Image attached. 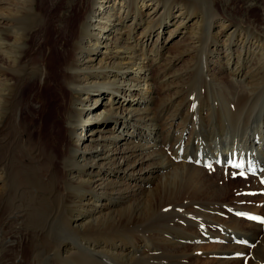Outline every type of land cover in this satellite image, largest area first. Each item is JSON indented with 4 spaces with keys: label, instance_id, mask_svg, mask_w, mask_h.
I'll return each mask as SVG.
<instances>
[{
    "label": "bare ground",
    "instance_id": "1",
    "mask_svg": "<svg viewBox=\"0 0 264 264\" xmlns=\"http://www.w3.org/2000/svg\"><path fill=\"white\" fill-rule=\"evenodd\" d=\"M191 1L77 0L60 12L62 0H0V264H264V222L233 214L264 218V112L218 133L222 110L215 118L212 99L200 123L192 98L195 136L216 141L199 157L186 149L185 99L197 65L209 88L252 100L264 13L238 21L217 0ZM180 200L188 218L167 225L175 209L163 208Z\"/></svg>",
    "mask_w": 264,
    "mask_h": 264
},
{
    "label": "rangeland",
    "instance_id": "2",
    "mask_svg": "<svg viewBox=\"0 0 264 264\" xmlns=\"http://www.w3.org/2000/svg\"><path fill=\"white\" fill-rule=\"evenodd\" d=\"M76 1L77 0H62V4H61V11L60 12H66V10H67V8L72 4H75L76 3ZM234 1V2H233ZM192 2H193V0L190 2V7H192V8H197L198 10L200 9V8H202L203 9V3H201L200 1H196L195 3L193 2V6H192ZM217 2H218V5L220 6V9L222 10V12H223V14L228 18V19H233V20H241V21H243V20H245V16H247V18L249 19V20H254L255 18H261V15L264 13V4L262 3V0H217ZM199 5V6H198ZM201 10V9H200ZM206 12H208V11H206ZM202 16H206V15H204V14H202ZM248 16H250V17H248ZM200 36H197V38H194L195 40H197V42H198V38H200V40H199V42H198V45L197 46H201L202 44H204V42L206 41V35L205 34H199ZM205 39V40H204ZM178 40H179V42H178ZM178 40H173L170 44H169V46H170V49L171 50H173V46L175 45L176 47H178V46H180V43H182V42H184V40H183V38H181V39H178ZM177 42V43H176ZM201 43V44H200ZM175 47V48H176ZM202 47V46H201ZM198 47H196V49H197ZM191 60L192 59H188V63H187V65H190V62H191ZM175 67H176V63H175ZM186 68V72L188 71L189 72V70H187L188 68H187V66L185 67ZM198 68V66L196 65L195 67H193L192 69H191V72L190 73H192L191 75L189 74L188 75V80H187V82H186V84H185V99L187 100V102H188V109H187V114H186V117H187V119L188 120H190L189 122L190 123H193L192 124V131L194 130V127H195V120H194V117H193V115H194V113H195V110H194V108L191 106L192 105V103L194 102V99H195V96L196 97H198L197 98V100H196V107L198 108V109H196L198 112H197V118H201V116H200V114L201 115H204V111L205 112H209V111H211L213 108H215V109H213V110H215V111H213V112H215V114H214V116H215V118L216 117H219V114H220V112H219V109H220V111L222 112V113H224V116H225V118H226V120H227V124H224L223 126H222V128H220L219 129V131H218V133H223V132H225V130H228L227 132L228 133H230L229 132V130H235V132L234 133H236V131H239L240 130V128L242 129L244 126H245V124H247L248 123V116H255V115H253L254 113H263L264 112V81H262V82H259V84L257 85V87L255 88V90H254V95H253V97H252V100H250L248 103H247V105L246 104H244V103H242L241 101H242V94L241 95H238V90L237 91H235V89H232L233 88V86H225V87H221V86H219V87H217L216 89H214V88H209V86H208V81L206 82L205 80H206V78L203 76V75H201L200 74V76L198 75V74H196V72H197V69ZM262 74H261V76H263L264 77V71L263 72H261ZM193 77H195V79L193 78ZM202 79V80H201ZM198 80L200 81H204L203 83L202 82H199L198 83ZM205 85H206V88H205ZM204 86V87H203ZM208 86V87H207ZM232 87V88H231ZM260 87V88H259ZM208 88V89H207ZM210 89V90H209ZM214 89V90H213ZM187 94V95H186ZM187 96V97H186ZM238 96H241L240 98H239V101L240 102H238ZM207 97L209 98V97H211V98H209V99H207ZM258 97V98H257ZM192 98H194V99H192ZM204 99V100H203ZM212 99L214 100V107H212V109L210 110V105L212 104L213 105V101H212ZM100 100H106L105 98H103V99H100ZM190 100V101H189ZM201 100H202V102H201ZM233 100V101H232ZM243 100L245 101V99H244V97H243ZM255 100V101H254ZM138 101V100H137ZM208 101V102H207ZM209 101H211V102H209ZM236 101H237V103H236ZM257 101V102H256ZM136 102V101H135ZM233 102V103H232ZM256 102V103H255ZM208 103V104H207ZM211 103V104H210ZM242 103V104H241ZM201 104V105H200ZM205 104V105H204ZM210 104V105H209ZM216 104V105H215ZM244 104V105H243ZM222 105H224V106H222ZM243 105V106H242ZM256 105V106H255ZM260 105V106H259ZM216 106V107H215ZM230 106V107H229ZM250 106V107H249ZM191 107H192V109H191ZM230 109H229V108ZM243 107V108H242ZM205 108V109H204ZM225 108V109H224ZM228 108V109H227ZM249 108H251V109H249ZM257 108V109H256ZM235 109V110H234ZM249 109V110H248ZM191 110H192V112H191ZM200 110V111H199ZM217 110V111H216ZM230 110V111H229ZM236 111V112H235ZM253 111H254V113H253ZM203 112V113H202ZM193 113V114H192ZM205 114V115H207L206 117H204L203 119L201 118L200 120H202L200 123H202V122H209V121H212L209 117H210V113L209 114ZM242 113V114H241ZM211 114H212V112H211ZM229 114V115H228ZM244 114V115H243ZM190 115H191V117H190ZM195 116V115H194ZM214 116H213V118H214ZM224 116H222V117H224ZM90 117V116H89ZM190 117V118H189ZM211 117H212V115H211ZM242 117V118H241ZM196 118V119H197ZM215 118L213 119V120H215ZM210 119V120H209ZM198 122H197V127H198V125L200 124L199 123V120H197ZM218 121V120H217ZM231 121V122H230ZM233 121V122H232ZM242 122V123H241ZM229 124V125H228ZM119 124H117L116 125V128H120V126H118ZM194 125V126H193ZM202 125V124H201ZM227 125V126H226ZM238 125V126H237ZM225 126V127H224ZM217 127L219 128L220 127V125L218 124V122H217ZM203 128V127H202ZM201 127H200V125H199V128L197 129V130H199V131H201V130H205V129H202ZM230 128V129H229ZM235 128V129H234ZM238 128V129H237ZM196 129V128H195ZM197 130H196V132H197ZM231 130V131H232ZM120 131H121V129H120ZM199 131H198V133H199ZM216 132V131H215ZM78 133V137H81V141H82V139H83V137L85 136V132H83L82 134H81V132H80V129H79V131L77 132ZM200 133H202V132H200ZM199 133V134H200ZM217 133V132H216ZM239 133H240V131H239ZM238 133V134H239ZM194 136H193V138L191 139V140H193V141H190V144L192 143V145H190V144H188L187 145V147H186V149H187V151L189 152V153H196V151H197V153H203V154H206V155H208L207 153H210V151L213 149V148H215V143H216V141L213 143V145H214V147H213V145H212V147H211V142L212 141H210L209 140V138H208V135L205 137V135H201L200 134V136L199 137H203V138H199V137H197V136H195V134H194V131H193V133H192ZM192 136V135H191ZM201 139V141L199 142V140ZM204 141H206V142H209L210 144H208V143H206V142H204ZM208 139V140H207ZM195 140H197V141H195ZM197 142H199V144L197 143ZM194 143V144H193ZM196 144V145H195ZM198 144V145H197ZM207 144V145H206ZM200 145V146H199ZM204 145H206V146H204ZM210 145V146H209ZM217 145V144H216ZM218 146H219V144H218ZM195 148V149H194ZM207 149V150H206ZM191 150V151H190ZM203 151V152H199V151ZM208 151V152H207ZM194 153V154H195ZM190 156L192 155V154H189ZM196 156H199V157H201L202 155H198V154H195ZM169 160H175V159H170V157L168 156L167 157ZM172 162V161H171ZM174 162H176V161H174ZM173 162V163H174ZM238 175H239V173H238ZM112 176V175H111ZM239 176H242V175H239ZM235 182H236V179H233ZM246 191L247 190H243L242 191V193L244 194V195H247V194H249V191H248V193L246 194ZM259 192V194H264V192L263 191H258ZM181 202H183L182 200H180V201H176V202H173V203H171V204H169V205H166L164 208H163V210L162 211H164V214H168V212H171V210L174 208L177 212H175V210L173 211L172 210V214L173 215H170V217H172V216H175V217H172V218H170V221H167L166 222V224L168 225H174V224H178V225H180V224H184L185 223V220H186V218H188L187 217V215H185L184 213H185V201H184V203H181ZM174 203H176L174 206H173V204ZM177 203H179L178 205H177ZM180 203H181V205H180ZM168 206H170L169 208H168ZM178 206V207H177ZM177 207V208H176ZM179 207H181V208H179ZM167 208H168V210H167ZM171 209V210H170ZM179 211H178V210ZM167 210V211H166ZM183 210V211H182ZM184 212V213H182V212ZM179 212H181V214L179 213ZM27 213H28V211H27ZM180 216V218H178ZM25 217V216H24ZM177 217V218H176ZM182 217V218H181ZM184 217V218H183ZM190 218H192V216L190 217ZM61 219H63L62 217H61ZM181 219V220H180ZM184 219V220H183ZM63 221H59V222H57V225L58 224H60V223H62ZM172 222V223H171ZM178 222V223H177ZM179 222H181V223H179ZM33 226H35V225H33ZM31 227V226H30ZM55 227V230H57V233L55 234V236H57V237H63V236H68L69 234H67L66 235V233H64L62 230H61V228H58V227H56V226H53V228ZM41 229H42V224H41ZM47 228H45V229H43L41 232H40V238H42L43 236L45 237V234L47 233V230H46ZM135 229H137V228H135ZM54 230V231H55ZM34 231H36V230H34ZM46 232V233H44V232ZM56 232V231H55ZM44 235H43V234ZM114 233V234H113ZM116 233V234H115ZM136 234H137V231L135 232ZM108 234V235H107ZM111 234H113L114 235V237H118V236H120V237H122V238H128L129 237V234H130V232H106V233H103V235L101 234V236H108V237H111L110 235ZM124 234V235H123ZM135 234V235H136ZM113 235H112V237H113ZM118 235V236H117ZM126 235V236H125ZM94 236H96V235H94ZM48 240H51L52 241V239L50 238V237H48ZM236 244H239V241H236ZM53 251L51 252V254H53L54 253V251H55V249H52ZM42 251V250H41ZM41 257L43 256V255H47L46 253H42L41 252ZM48 255H50V254H48ZM49 261H50V264H55V263H53V262H57V260H56V258L54 257V255H53V257L52 256H50L49 257V259H48ZM48 260H47V262H45L46 264H48L49 262H48Z\"/></svg>",
    "mask_w": 264,
    "mask_h": 264
},
{
    "label": "snow or ice",
    "instance_id": "3",
    "mask_svg": "<svg viewBox=\"0 0 264 264\" xmlns=\"http://www.w3.org/2000/svg\"><path fill=\"white\" fill-rule=\"evenodd\" d=\"M228 163L232 164V161L229 160ZM233 166L236 167V168H240V169L243 168L242 164H233ZM209 167H211V165H209ZM248 170L251 171V170H252L251 167H249ZM244 174H245V173H244L243 170L239 172V175H242V176H243ZM262 182H264V181H262Z\"/></svg>",
    "mask_w": 264,
    "mask_h": 264
}]
</instances>
